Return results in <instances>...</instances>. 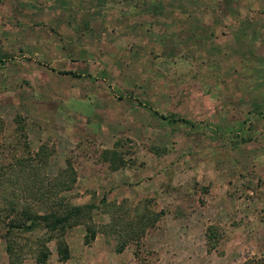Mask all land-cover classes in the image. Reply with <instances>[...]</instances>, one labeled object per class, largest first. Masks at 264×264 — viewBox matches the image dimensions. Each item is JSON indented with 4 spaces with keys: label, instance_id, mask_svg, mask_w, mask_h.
Listing matches in <instances>:
<instances>
[{
    "label": "rangeland",
    "instance_id": "rangeland-1",
    "mask_svg": "<svg viewBox=\"0 0 264 264\" xmlns=\"http://www.w3.org/2000/svg\"><path fill=\"white\" fill-rule=\"evenodd\" d=\"M0 120V163L41 148L47 172L68 159L67 194L95 203L98 229L85 243L84 226L69 227L65 259L46 240L43 262L42 230H14L8 256L4 182L0 264H236L264 253V0H0ZM219 175L225 186L205 182ZM110 215L146 226L117 251L116 229L101 230Z\"/></svg>",
    "mask_w": 264,
    "mask_h": 264
},
{
    "label": "trees",
    "instance_id": "trees-1",
    "mask_svg": "<svg viewBox=\"0 0 264 264\" xmlns=\"http://www.w3.org/2000/svg\"><path fill=\"white\" fill-rule=\"evenodd\" d=\"M60 72L75 74L68 70H60ZM179 119L187 121L182 117ZM1 125L0 120V128ZM107 152L115 151L103 150L104 159L110 160L114 167L121 165V158L108 159L105 156ZM115 160L119 161L114 163ZM47 163L42 148L33 154L27 152L14 163H0V187L4 186L5 182L4 187L10 188L8 193L2 195L8 203V215L2 234L8 256L16 254L13 241L14 230H17L16 235L30 233L36 229L42 230L34 254L35 260L39 262H43L48 257L49 249L45 241L49 239H54L56 253L60 259L69 256L68 245L64 238L69 227L83 225L85 229L83 242L85 243L90 242L98 231L92 218L95 203L92 201L77 203L71 201L67 194L75 181V171L70 161L66 159L64 166L59 167L55 172H47ZM158 215L159 213L151 215V222L156 220ZM120 220L110 215L109 222L103 223L105 225L101 228L102 231L106 226H110L112 231L116 229L115 234L118 236L115 249L117 251H120L127 241L138 239L146 226V220L139 215L134 219L121 218ZM134 264L151 263L141 261ZM236 264H264V253L246 256Z\"/></svg>",
    "mask_w": 264,
    "mask_h": 264
},
{
    "label": "crops",
    "instance_id": "crops-1",
    "mask_svg": "<svg viewBox=\"0 0 264 264\" xmlns=\"http://www.w3.org/2000/svg\"><path fill=\"white\" fill-rule=\"evenodd\" d=\"M156 16V19H157V22H158V25H157V27H155L154 28V26H152L151 24H149V25H142L141 23H138V24H135V23H131V24H133L132 26V28H142L143 30H147V32H149V30H152V28H153V30H152V34H153V37L154 36H158V37H160V33L158 32V30L159 29H162L163 27H164V25H163V23H162V21L163 20H161V19H159L157 16H159V15H155ZM185 21H187V20H185ZM142 25V26H141ZM176 25L177 26H179L178 27V29L180 28V27H185V28H183V29H186V28H189V29H192V26H191V24L188 26V24L187 25H185V24H179V23H176ZM152 26V28H150ZM188 26V27H187ZM202 26H203V24H202ZM167 28V27H166ZM169 28V27H168ZM170 28H173V26H171ZM169 28V29H170ZM193 28H195V27H193ZM141 29V30H142ZM196 29V28H195ZM209 34H213L212 33V31H211V33H209ZM199 37H200V35H199ZM199 37H198V34L194 37L195 38V40H197V41H199ZM155 38V37H154ZM157 41H159V39L158 38H155ZM203 39H205V37L203 38ZM60 70H68V71H71V72H74L75 74H76V72L75 71H73V70H70L69 68H61ZM61 73H64V72H61ZM68 74H71V73H68ZM72 75H74V74H72ZM220 176V175H219ZM223 179H221V176L220 177H209V178H206L205 179V182L206 183H208L209 185L211 184V183H219L220 181H221V185L222 186H225V181L223 182L222 181ZM137 184L139 185V187L140 188H142L143 189V184H147V183H143L142 184V180L140 179V180H138L137 181ZM137 184H135V185H133V187H132V190L133 189H135V188H137L136 186H137ZM127 188V187H126Z\"/></svg>",
    "mask_w": 264,
    "mask_h": 264
}]
</instances>
